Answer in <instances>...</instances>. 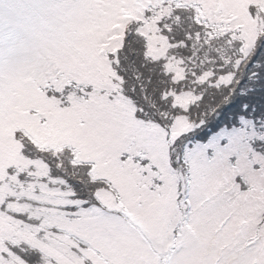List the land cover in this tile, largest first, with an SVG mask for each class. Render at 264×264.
<instances>
[{
  "label": "snow or ice",
  "instance_id": "6c2138e0",
  "mask_svg": "<svg viewBox=\"0 0 264 264\" xmlns=\"http://www.w3.org/2000/svg\"><path fill=\"white\" fill-rule=\"evenodd\" d=\"M0 264H264V0H0Z\"/></svg>",
  "mask_w": 264,
  "mask_h": 264
}]
</instances>
